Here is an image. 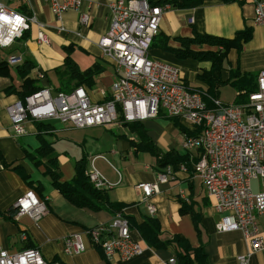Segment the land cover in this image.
<instances>
[{
	"label": "crops",
	"instance_id": "0c3cea01",
	"mask_svg": "<svg viewBox=\"0 0 264 264\" xmlns=\"http://www.w3.org/2000/svg\"><path fill=\"white\" fill-rule=\"evenodd\" d=\"M16 1L17 6L11 9L20 14L33 16L37 24H32L25 35L10 47L0 48V63H5L9 71L7 76L0 75V246L9 253L37 248L46 262L57 264H169L171 258L175 260V264H179L178 254L181 250L178 245L171 242L174 237H178L192 250H201L206 255L203 262L205 264H238L237 258L249 253V242L239 231L226 233L216 231L215 224L218 218L213 212L211 201L206 196L199 178L190 171L181 172L174 169L175 179L159 185V193L154 194L149 200L155 207V213L153 215L148 213L147 202L143 200V195L136 186L139 183L153 182L156 173L162 168H158L156 159L149 153L134 150L131 143L137 142V136L122 122L118 121L114 125L122 130L117 134L120 140V143L115 145L117 150L109 151L115 166L97 151L99 149L95 148L93 142L86 146V142L83 141L80 144L83 149L81 147L80 153H76L74 157L56 152L55 141L51 137H55L57 132L63 130L65 124L55 120L45 122L28 120L25 124L26 134L19 138L14 137L5 109L19 98L16 93H8L7 90L11 86L17 91L20 90L23 79L17 68L24 62L34 66L28 74L29 78L40 88H49L51 93L55 94L59 92L55 70L62 67L64 58L69 54L81 71L92 66L98 67L99 72L93 78V85L91 87L82 85L87 88L92 100L96 102L102 100L100 90L107 94L110 92L115 77L114 68L101 56L97 41L109 28V5L117 0H81L80 10L64 12L60 21L52 14L49 4L43 1ZM164 1L168 0H152L159 4ZM256 1L264 2V0H206L195 8L176 9L169 6L162 15L159 33L153 40L148 56L177 67L185 83L190 87L206 90V85L198 80V75L210 68L209 62L180 60L174 53L160 46L166 44L171 50H183L181 39H191L194 33L232 40L237 33L248 30L249 40L241 43L240 49L234 46L228 51L222 77L226 80L230 70L257 75L264 67V26L253 21ZM82 13L89 15L88 26L84 27L79 23ZM38 25L43 26L48 44L37 42L40 29ZM189 49L194 52L218 50L205 44H191ZM77 50L89 59L86 68H81L74 59L73 55ZM9 57H19L22 61L10 65L7 62ZM39 73L44 75L43 79L37 77ZM97 84H100V87L95 88ZM37 125H42L43 129L38 130ZM142 125L162 152L173 151L182 155L188 153L190 158H194L195 153L181 149L184 135L174 127L171 120L161 116L144 121ZM94 128L100 127L86 129ZM38 137L52 143L53 153L42 162L55 159L61 181L68 182L73 179L74 163L82 157L87 160V169L92 163L95 170L105 178L110 184L106 190L109 201L124 205L123 214L132 222L131 237L143 248L139 256L127 261L120 260L117 255L107 259L100 249L92 247H88L80 255L70 256L63 253V238L108 224L114 215L107 210L93 212L76 207L51 185L48 177L44 175L43 165L36 166L25 155V152L33 153L38 149ZM263 187L259 180H253L251 183L254 193L261 191ZM29 190L34 191L41 200L46 199L48 211L38 221H33L27 216L16 218L15 203ZM183 205L187 210L181 211ZM147 218L158 221L159 239L162 242H170L168 245L158 249L146 245L137 230V225ZM259 223L264 234V216L259 218ZM248 264H264V250L250 254Z\"/></svg>",
	"mask_w": 264,
	"mask_h": 264
},
{
	"label": "built area",
	"instance_id": "2783aa9c",
	"mask_svg": "<svg viewBox=\"0 0 264 264\" xmlns=\"http://www.w3.org/2000/svg\"><path fill=\"white\" fill-rule=\"evenodd\" d=\"M40 1L49 4L58 21L64 12L81 7V0ZM168 8L169 5L151 6L148 0H117L109 5V28L97 45L101 56L113 66L115 77L108 94L99 91L101 101L92 100L84 86L55 94L49 88H41L23 101L8 105L5 112L15 138L26 134L28 120H55L75 129H86L112 127L119 117L122 123H142L161 116L176 119L194 133L184 135L181 149L195 153L197 160L191 161V170L201 181L217 215L216 231L241 232L250 251L237 260L238 264H248L250 254L264 250L259 223L264 216V187L256 193L251 188L253 180L264 186V67L257 74L256 91L242 104H223L204 89L190 87L177 67L148 56ZM253 21L264 26L263 1H256ZM79 23L88 26L89 15L80 14ZM32 24H37L33 16L20 14L0 2V48L10 47ZM38 27L37 42L48 44L43 26ZM21 61L19 57L7 60L10 65ZM37 77L43 79L44 75L39 73ZM178 170L187 172L188 167L180 165ZM87 176L96 190L110 187L92 163ZM175 177L176 171L168 165L156 173L153 182L137 184L150 215L155 213V207L149 200L159 193V185ZM15 209L16 218L27 216L33 221L40 220L48 211L46 199L41 200L32 190L17 199ZM62 245L65 255H80L92 247L100 249L107 259L117 255L122 261L143 252L142 246L132 239L129 222L122 213H116L108 224L66 236ZM175 263L173 258L169 260V264ZM0 264L57 263L46 262L37 248L9 253L0 246Z\"/></svg>",
	"mask_w": 264,
	"mask_h": 264
},
{
	"label": "trees",
	"instance_id": "16d2710c",
	"mask_svg": "<svg viewBox=\"0 0 264 264\" xmlns=\"http://www.w3.org/2000/svg\"><path fill=\"white\" fill-rule=\"evenodd\" d=\"M204 1L206 0H168L159 4L152 2V0H148L151 6L169 5L176 9L195 8ZM249 38L250 32L248 30L237 33L232 40L207 34L194 33L191 39H181V43L184 46L183 50H171L166 44L160 47L174 53L175 57L180 60L192 59L198 62H209L210 68L198 75V80L206 85V94L212 98L218 99L219 88L224 84H228L237 94L234 104H242L247 102L249 94L256 91L257 75L230 70L228 78L224 80L222 77L223 64L226 60L228 51L234 46L240 49L241 43L247 42ZM191 44H205L210 47H216L218 50L215 52H194L189 49ZM151 46H153V44H151ZM33 67L34 66L29 62H24L19 66L17 72L23 79L20 90L17 91L11 86L7 92L16 93L19 100L23 101L28 95L40 90V86L36 85L35 81L30 79L28 75ZM98 72L99 69L97 66H92L87 70L81 71L68 54L63 60L62 67L55 70L59 83L57 90L59 92H70L74 87L82 85L91 87L93 85V78ZM0 75H9L8 66L5 63H0ZM205 102L210 105L207 99H205ZM121 120L122 118L119 117V121ZM168 120H171L174 127L183 135L191 136L194 134L181 126L176 119ZM123 125L128 127L129 131L137 136V142L131 143L134 150L136 152H145L152 155L156 159L158 168L171 165L174 169H178L180 165H185L188 167V171L193 173L191 170V161H196L197 159L190 158L188 153L182 155L173 151L167 153L162 152L148 136L147 130L141 122L123 123ZM37 129H43L42 125H37ZM38 139V149L33 153L25 152V155L36 166L43 165L44 175L48 177L51 185L58 190L69 203L93 212L107 210L112 215L116 213L123 214L124 205L110 202L106 190H96L90 184L87 176V160L85 157L80 158L74 163L73 179L68 182L61 181V174L58 171L56 160L49 159L46 162H42L43 159L53 153L52 143L48 142L43 137H38ZM184 209L187 210V207L183 205L181 211H184ZM125 218L128 220L131 229L132 222L130 218L127 216H125ZM137 230L148 247L158 249L170 243L162 242L159 239L160 226L155 219H145L144 222L137 225ZM171 242L178 245L181 250L178 254L179 264H205L203 262L206 259V255L202 253L201 250H192L183 239L178 237H174Z\"/></svg>",
	"mask_w": 264,
	"mask_h": 264
},
{
	"label": "rangeland",
	"instance_id": "374dc122",
	"mask_svg": "<svg viewBox=\"0 0 264 264\" xmlns=\"http://www.w3.org/2000/svg\"><path fill=\"white\" fill-rule=\"evenodd\" d=\"M0 2L9 8H14L18 4L16 0H0ZM73 57L81 68L87 67L89 59L81 51H75ZM98 87H100V84L95 86V88ZM236 95L235 90L230 85L224 84L219 90L218 100L223 104H232L234 103ZM109 128L111 129H104L101 127L94 129H74L70 124H65L63 130L57 132L55 137L52 136L51 139L55 141L54 145L56 152L69 155L70 157H74L76 153H80L82 147L80 144L83 141L86 142V146L90 142H93L95 148L99 149L97 151H100L99 153H101L110 161L111 164L115 166L111 160L109 151L117 150L115 145L120 143V140L117 138V134L121 133L122 130L116 126ZM86 146H84L85 150Z\"/></svg>",
	"mask_w": 264,
	"mask_h": 264
}]
</instances>
